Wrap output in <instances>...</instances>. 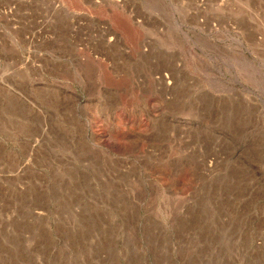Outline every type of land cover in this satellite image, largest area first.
Returning <instances> with one entry per match:
<instances>
[{
    "label": "rangeland",
    "instance_id": "rangeland-1",
    "mask_svg": "<svg viewBox=\"0 0 264 264\" xmlns=\"http://www.w3.org/2000/svg\"><path fill=\"white\" fill-rule=\"evenodd\" d=\"M0 264H264V0H0Z\"/></svg>",
    "mask_w": 264,
    "mask_h": 264
},
{
    "label": "bare ground",
    "instance_id": "bare-ground-1",
    "mask_svg": "<svg viewBox=\"0 0 264 264\" xmlns=\"http://www.w3.org/2000/svg\"><path fill=\"white\" fill-rule=\"evenodd\" d=\"M184 36H185V37H188V35L185 34V33H184ZM240 53H241V52H240ZM244 58H245V57H244ZM246 62H247L248 65H250V63H249L247 60H246ZM251 66H252V65H251Z\"/></svg>",
    "mask_w": 264,
    "mask_h": 264
}]
</instances>
